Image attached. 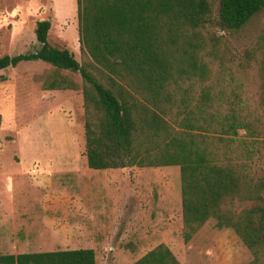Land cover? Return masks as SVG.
<instances>
[{
	"label": "trees",
	"instance_id": "obj_1",
	"mask_svg": "<svg viewBox=\"0 0 264 264\" xmlns=\"http://www.w3.org/2000/svg\"><path fill=\"white\" fill-rule=\"evenodd\" d=\"M263 9L264 0H78L86 64L49 43L52 23L43 20L39 49L0 58V72L44 62L54 69L45 91H79L61 73L79 74L88 167H179L184 242L214 220L248 248L249 264H264V177L250 172L264 149V25L243 55L218 35L241 31ZM0 264L97 260L76 249L0 255ZM134 264L181 263L160 244Z\"/></svg>",
	"mask_w": 264,
	"mask_h": 264
},
{
	"label": "rangeland",
	"instance_id": "obj_2",
	"mask_svg": "<svg viewBox=\"0 0 264 264\" xmlns=\"http://www.w3.org/2000/svg\"><path fill=\"white\" fill-rule=\"evenodd\" d=\"M217 8L216 2L215 14ZM43 20L52 23L49 43L86 64L78 0H0V58L37 51L35 27ZM263 25L264 9L241 31L218 35L243 55ZM53 71L39 61L0 72V216L7 219L0 223V255L92 249L97 264H134L166 244L181 264L253 260L239 237L216 229L214 220L184 242L179 167L90 169L83 79L63 71L80 90L45 91ZM256 90L254 84L248 90L253 107ZM260 153L250 172L262 178L263 148Z\"/></svg>",
	"mask_w": 264,
	"mask_h": 264
},
{
	"label": "crops",
	"instance_id": "obj_3",
	"mask_svg": "<svg viewBox=\"0 0 264 264\" xmlns=\"http://www.w3.org/2000/svg\"><path fill=\"white\" fill-rule=\"evenodd\" d=\"M7 218H8V216H7ZM6 220H7L6 217L3 219V217L1 218V216H0V223H3L4 221L6 222ZM46 252H50V251H46ZM38 253H41V252H38Z\"/></svg>",
	"mask_w": 264,
	"mask_h": 264
}]
</instances>
